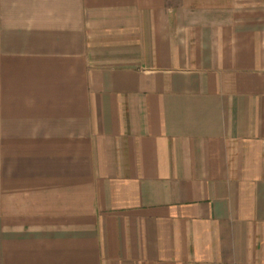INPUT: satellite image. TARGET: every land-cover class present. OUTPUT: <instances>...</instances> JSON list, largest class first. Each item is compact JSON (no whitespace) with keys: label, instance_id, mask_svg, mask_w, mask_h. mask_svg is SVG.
Masks as SVG:
<instances>
[{"label":"crops","instance_id":"0c3cea01","mask_svg":"<svg viewBox=\"0 0 264 264\" xmlns=\"http://www.w3.org/2000/svg\"><path fill=\"white\" fill-rule=\"evenodd\" d=\"M0 264H264V0H0Z\"/></svg>","mask_w":264,"mask_h":264}]
</instances>
